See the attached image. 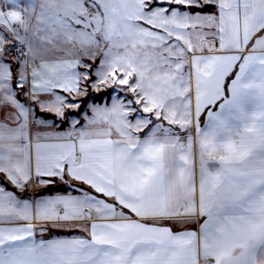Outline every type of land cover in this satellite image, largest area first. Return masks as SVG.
<instances>
[{
    "label": "snow or ice",
    "instance_id": "1",
    "mask_svg": "<svg viewBox=\"0 0 264 264\" xmlns=\"http://www.w3.org/2000/svg\"><path fill=\"white\" fill-rule=\"evenodd\" d=\"M0 4V264H264V0ZM78 52L99 69L72 71ZM89 84L116 95L82 127L80 103L40 101ZM21 94L69 131L33 135ZM49 227L87 236L35 239Z\"/></svg>",
    "mask_w": 264,
    "mask_h": 264
},
{
    "label": "crops",
    "instance_id": "2",
    "mask_svg": "<svg viewBox=\"0 0 264 264\" xmlns=\"http://www.w3.org/2000/svg\"><path fill=\"white\" fill-rule=\"evenodd\" d=\"M0 8H5V10H7L6 6L2 5V4H0ZM20 35L23 36L24 33L21 32ZM0 36L6 37V36H8V33L6 31L0 32ZM5 47L11 48V52L8 53V57H7L9 60H11L12 57H18L20 55V48L21 47H25V49H26L25 52H27V44H21L19 42H16L15 46L8 44V45H5ZM82 55L84 56L85 54L84 53L81 54V52H78V53H75V54L67 57V59H69V60H77L78 61V66L75 69H72V71L77 72V73H83L81 70V66H79L82 64L81 63V56ZM85 57H88V59H89L90 56L85 55ZM102 59H103V57L99 56V55H97L95 57V59L92 58V60H94V62H95V65L93 66L94 70L99 69ZM236 70L238 71V69H236ZM93 74L95 77L93 79L95 80L97 78L95 71H93ZM28 87H30V81H29L28 85H26L25 91L27 90ZM114 95H116V93L113 92L111 97ZM57 96L63 97L65 99L66 104L78 103L74 99L80 98V97L74 98V94H69L68 92L63 91L62 89L57 88V89L52 90L51 92L42 93L40 95V101L43 102L44 104H52V103H55ZM120 97H123V95H121ZM70 98H72V100H70ZM19 99L25 103L26 107L30 106V108H31L30 119L34 122V125L31 129L33 135H36L38 133L41 137H43L46 135H53L56 133H66L67 131H69V125H68L67 120L65 122H61V119L54 112L44 111L41 108V104L39 102H33V101L29 100L28 97L24 94H21ZM111 103H112L111 98L109 99L108 102H101V103L90 102V103H88V105H86V108L79 115L72 114L71 116H66V117L78 119L81 122L80 125H78V127H82L83 125H87L88 118H90L92 116L91 107L93 104H96L97 106L103 107V106H111ZM66 109H70L72 111L78 110V109L74 110L72 108H66ZM66 109H65V113H66ZM36 111L40 112V113H50V114L54 115L55 119L44 118L42 115L37 116ZM206 120H207L206 115L202 113L201 117H200L201 127H203V124L206 122ZM36 121H39L40 123H35ZM195 124H196V121L193 122V125L188 130V132H179V135L182 138L186 137L189 134H191L193 137H195ZM165 126H167V125L165 124ZM182 133H183V135H181ZM194 166H195L197 178H198V175H199V157H198V154L196 153L195 147H194ZM4 182L8 184V182L6 180H4ZM59 187L63 188L66 186H59ZM8 190L13 191L17 195V197L20 199H28V198L32 197L34 194L33 189L31 187L28 188V190L25 192H20L16 189H14V190L8 189ZM36 191L40 194H43V195H48L50 193L54 194L53 190L48 189V188H38V189H36ZM202 219H206V217L202 218ZM10 226H13V225H7V224L0 225V227H10ZM189 230H193V231L198 230V225H196V224L189 225ZM86 236H87V234L85 232L79 230V229L49 227L48 231L44 232L43 234L37 232L35 239L36 240H41V239H43V240L71 239V238L86 237Z\"/></svg>",
    "mask_w": 264,
    "mask_h": 264
},
{
    "label": "rangeland",
    "instance_id": "3",
    "mask_svg": "<svg viewBox=\"0 0 264 264\" xmlns=\"http://www.w3.org/2000/svg\"><path fill=\"white\" fill-rule=\"evenodd\" d=\"M83 52H81V54H82ZM86 55V54H85ZM85 55L83 56H81V65H84V64H90V65H92V67L95 65V62H94V60H92V58H90L89 57V59H88V57H85ZM93 69H94V67H93ZM81 70H82V72H85V71H87L88 69H86V68H84V67H81ZM93 78H95L94 77V74L92 73V76L90 77V79L91 80H94ZM83 86H84V83H83V81H82V83H81V87L83 88ZM107 89H110V90H112L111 88H107ZM104 90H106V89H103L102 91H99V92H97L95 89H93L92 87H91V85L89 84L88 85V95L87 96H82V97H80V98H78V99H74L76 102H78V103H80V105H81V108L83 107V109H82V112H83V110L86 108V105H88V103H90V102H92V103H98V102H95V97H99V96H102V94L105 92ZM113 91V90H112ZM113 93V92H112ZM112 95V94H111ZM120 96L121 95H124V93H120L119 94ZM129 97H130V94H129ZM85 99H88L85 103H84V100ZM70 100H72V98H70ZM82 103L84 104V105H82ZM70 104H72V103H70ZM78 111V110H77ZM77 111H72V110H70V109H66V113H65V117L66 116H71L72 114H76V115H79V114H77L76 112ZM47 114H49V115H52V114H50V113H47ZM53 117H54V115H52ZM44 117V116H43ZM52 119H55V118H52ZM66 120H61V122H65ZM181 135H183V133L181 134Z\"/></svg>",
    "mask_w": 264,
    "mask_h": 264
},
{
    "label": "trees",
    "instance_id": "4",
    "mask_svg": "<svg viewBox=\"0 0 264 264\" xmlns=\"http://www.w3.org/2000/svg\"><path fill=\"white\" fill-rule=\"evenodd\" d=\"M211 10H213V9H205L204 11H211ZM104 91H105V92L102 94V96L95 97V102L101 103V102H108V101H109V99L111 98V94H112L113 91L110 90V89H106V90H104ZM87 100H88V99H85V100H84V103H85ZM82 105H84V104L82 103ZM82 109H83V107H82V108L80 107L76 113H77V114H80V113L82 112ZM36 114H37V116H38V115H42V116H44V118H55V117H53L52 115H49V114H47V113H40V112H37V111H36ZM3 183L7 186L8 189H13L12 186H10L9 184L5 183L4 181H3ZM13 190H14V189H13Z\"/></svg>",
    "mask_w": 264,
    "mask_h": 264
},
{
    "label": "built area",
    "instance_id": "5",
    "mask_svg": "<svg viewBox=\"0 0 264 264\" xmlns=\"http://www.w3.org/2000/svg\"><path fill=\"white\" fill-rule=\"evenodd\" d=\"M21 49H23L24 51H26L25 47H21V48H20V52H21Z\"/></svg>",
    "mask_w": 264,
    "mask_h": 264
}]
</instances>
